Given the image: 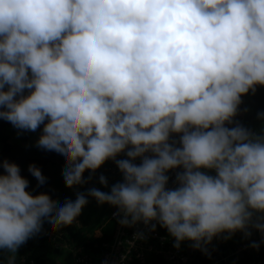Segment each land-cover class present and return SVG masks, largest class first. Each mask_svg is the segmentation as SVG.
Segmentation results:
<instances>
[{
    "label": "clouds",
    "instance_id": "clouds-1",
    "mask_svg": "<svg viewBox=\"0 0 264 264\" xmlns=\"http://www.w3.org/2000/svg\"><path fill=\"white\" fill-rule=\"evenodd\" d=\"M257 85L264 0H0V119L42 126L36 146L62 156L66 187L109 160L122 174L108 191L61 204L28 191L20 167L0 160L7 264L45 222L78 223L89 196L115 207L121 226L159 224L176 248L264 235V127L234 119ZM28 171L46 182L36 165ZM99 183L109 187L103 174Z\"/></svg>",
    "mask_w": 264,
    "mask_h": 264
},
{
    "label": "trees",
    "instance_id": "trees-1",
    "mask_svg": "<svg viewBox=\"0 0 264 264\" xmlns=\"http://www.w3.org/2000/svg\"><path fill=\"white\" fill-rule=\"evenodd\" d=\"M239 108L240 111L234 119L245 127L260 132L261 128L264 127V120L258 119L257 114L264 113V86L257 85L255 93L250 91L248 94H245V102ZM14 130L16 128L12 124L0 119V160L6 159L16 163L20 167L21 175L29 181L28 191L31 193L47 192L54 200L62 204L66 198L75 200L77 192H84L86 194L87 189L94 187L95 182L96 186L98 185L97 176L104 164L92 174V179L84 185L72 188L66 187L62 176L64 169L62 156L56 152L46 151L36 146V140L42 131V126L35 131L36 140L29 145L22 144L19 141L20 138H17L16 141H11V133ZM29 164L36 165L46 177V182L43 185H38L35 177L29 173ZM0 171H3V169L0 168ZM83 176L87 178L89 171L86 170ZM115 181L119 182V179H115ZM87 199L89 202L77 218L78 223L59 230H52L51 226L45 222L41 233L29 239L18 249L16 261L24 258L22 264H31V262L32 264H58L60 259L64 261L70 260L67 251L57 250L53 242L43 235L44 229L54 232H64L68 242L74 243L75 240L80 242L78 245L82 247V253H86L90 257L99 258L102 251L101 241L107 239L108 236L107 234H103L102 238H93L92 230L97 227L98 221H93L92 225L84 231V227L90 223L99 205L95 198L89 196ZM102 205L100 208L102 209L99 216L100 219L105 217L112 207L106 203ZM160 231L168 234L164 228H161ZM251 232V236L245 238L242 232L237 231L228 239L224 238L228 234L223 233L221 236L214 237L206 245V252L191 247L192 241H182L180 242V246L187 253L191 260L190 262L197 264H250L253 258L260 259L261 263L264 264V245L253 250L250 249L248 252L247 250H241L238 254L234 253V249H236L238 243L248 244L253 240V236L262 235L255 229H252ZM172 239L174 240V238ZM8 255L9 253L6 251L0 250V264L7 260ZM223 258L225 259L223 260Z\"/></svg>",
    "mask_w": 264,
    "mask_h": 264
},
{
    "label": "built area",
    "instance_id": "built-area-1",
    "mask_svg": "<svg viewBox=\"0 0 264 264\" xmlns=\"http://www.w3.org/2000/svg\"><path fill=\"white\" fill-rule=\"evenodd\" d=\"M242 103L245 96L241 97ZM241 103V104H242ZM125 158L123 155L117 157ZM139 163V159L136 161ZM103 174L107 180L109 187H104L99 183V176ZM170 180L169 186L172 185L174 180V172H169ZM115 179L122 180V174L117 169L115 163L111 160L107 161L101 168L97 176L98 185L96 182L94 187L105 191L110 186L116 183ZM109 190V189H108ZM116 211L115 207L106 216L103 225L97 230H105L109 227L108 231H102L99 235H93V238H102L103 234H107L108 238L101 241L102 251L99 258L90 257L86 253H82V247L78 245L80 242L75 240L74 243L68 242L64 232H54L48 229L43 230V235L53 242L57 250H65L70 256L69 264H197L190 262L187 253L182 249L174 247V241L167 235L162 233V227L157 224L155 231H151L143 223H137L133 227L121 226L117 221L118 218L113 216ZM96 230V231H97ZM143 233L142 238H137L135 233ZM255 242L259 246L264 245V235L253 236L250 243H238L234 253L238 254L241 250L247 252L254 248L250 245ZM225 258H223L224 260ZM23 260H19L16 264H22ZM7 264V262L2 263ZM32 264V262H31ZM250 264H262L260 259L253 258Z\"/></svg>",
    "mask_w": 264,
    "mask_h": 264
},
{
    "label": "rangeland",
    "instance_id": "rangeland-1",
    "mask_svg": "<svg viewBox=\"0 0 264 264\" xmlns=\"http://www.w3.org/2000/svg\"><path fill=\"white\" fill-rule=\"evenodd\" d=\"M245 96V95H244ZM12 132V131H11ZM17 138H20V142L22 143V144H24V145H29V144H31V143H33L35 140H36V138H35V132H31V131H18V129H16V130H14L12 133H11V138H10V140L11 141H16L17 140ZM95 185V184H94ZM109 189V188H108ZM108 189H106L105 191H108ZM103 205H98V208L96 209V213L94 214V216L92 217V220L90 221V223L88 224V225H86L85 227H84V231L85 230H87L91 225H92V223H93V221L95 222V221H98V224H97V227L95 228V229H93L92 230V236L93 235H95V233H96V230L98 229V228H100L102 225H103V223H104V221L106 220L105 218H106V216L105 217H102L101 219L99 218V216H100V213H101V210L102 209H100L101 207H102ZM109 227H107V229L105 230V228L103 227L102 228V230L100 229V232H102V231H108L109 232ZM168 235V234H167ZM169 236V235H168ZM170 237V236H169ZM171 238V237H170ZM173 238V237H172ZM171 238V239H172ZM173 240V239H172ZM174 241V240H173ZM175 242V241H174ZM58 264H69V261L67 260V261H64L63 259H60V261L58 262Z\"/></svg>",
    "mask_w": 264,
    "mask_h": 264
},
{
    "label": "water",
    "instance_id": "water-1",
    "mask_svg": "<svg viewBox=\"0 0 264 264\" xmlns=\"http://www.w3.org/2000/svg\"><path fill=\"white\" fill-rule=\"evenodd\" d=\"M106 190V189H105ZM21 260H23L24 261V258H21ZM5 262H7V260L6 261H4L3 263H5ZM16 262H19V261H16Z\"/></svg>",
    "mask_w": 264,
    "mask_h": 264
}]
</instances>
